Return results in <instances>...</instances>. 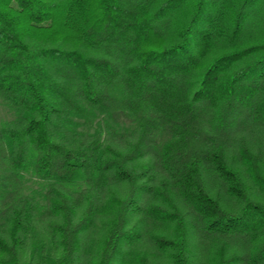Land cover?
<instances>
[{
    "label": "trees",
    "instance_id": "obj_1",
    "mask_svg": "<svg viewBox=\"0 0 264 264\" xmlns=\"http://www.w3.org/2000/svg\"><path fill=\"white\" fill-rule=\"evenodd\" d=\"M0 100V264H264V0H0Z\"/></svg>",
    "mask_w": 264,
    "mask_h": 264
},
{
    "label": "rangeland",
    "instance_id": "obj_2",
    "mask_svg": "<svg viewBox=\"0 0 264 264\" xmlns=\"http://www.w3.org/2000/svg\"><path fill=\"white\" fill-rule=\"evenodd\" d=\"M12 119V113L9 111V109L3 104V102L0 100V124ZM104 120V119H103ZM103 120L101 116H97L92 120L91 125H86L85 123L81 122V124H79V129H85L86 128H90V130L92 131L95 127L97 126H101L103 125ZM131 125L130 123L120 119V127L123 129L129 128ZM30 188L33 189L34 191H39L40 190V186L38 184H31L30 183Z\"/></svg>",
    "mask_w": 264,
    "mask_h": 264
}]
</instances>
